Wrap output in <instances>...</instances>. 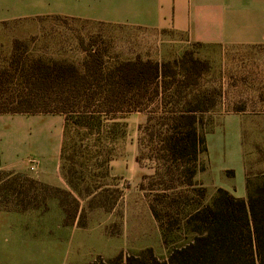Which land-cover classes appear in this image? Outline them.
Masks as SVG:
<instances>
[{
    "label": "rangeland",
    "instance_id": "374dc122",
    "mask_svg": "<svg viewBox=\"0 0 264 264\" xmlns=\"http://www.w3.org/2000/svg\"><path fill=\"white\" fill-rule=\"evenodd\" d=\"M87 1L14 0L12 7L16 12L54 15L59 14L57 11L70 12L72 4ZM62 18L44 16L0 22V61L12 53L14 39L26 42L34 57L77 65L83 60L84 48L94 42L108 48L114 61L137 57L158 62L172 60L164 55L155 32ZM195 56L210 63L202 85L216 90L217 105L202 116L200 123L207 151L200 158L202 172L196 180L205 189V196L201 198L197 189H191L188 195L194 203L207 204L217 189L223 188L246 198L248 177L258 181L264 178V47L208 51L197 48ZM139 116L147 120L144 113L119 115L115 121L124 124V135L118 131L115 139L107 143L96 141L97 133L82 140L85 132L73 131L70 135L74 143L67 148L64 161L60 160L64 140L62 115L4 117L0 125L1 158L3 142L6 163H21L26 172L23 176L38 173L42 163L46 164L43 171L51 173L53 163L59 161L64 184L49 185L48 190L25 180L12 182L14 194L30 190L36 196L31 202L41 206L16 215L15 237L0 240V264H103L118 256L125 261L146 249L165 260L175 246L189 240L185 216L193 208H184L181 217L171 213L172 217L167 218L162 204L156 202L160 200L155 197L157 194L139 189L141 182L150 184L142 179L153 173L150 161L135 160L136 165L126 176L115 175L114 162L122 160L127 151L134 148L135 158L139 155ZM33 159L38 163L32 171L28 166ZM66 172L72 178L71 186L64 177ZM52 195L63 201L72 217L69 223L60 200ZM151 203H156L164 220L167 218L165 231L153 216Z\"/></svg>",
    "mask_w": 264,
    "mask_h": 264
},
{
    "label": "trees",
    "instance_id": "16d2710c",
    "mask_svg": "<svg viewBox=\"0 0 264 264\" xmlns=\"http://www.w3.org/2000/svg\"><path fill=\"white\" fill-rule=\"evenodd\" d=\"M200 47L195 44L166 62L140 57L114 61L108 48L94 42L84 48L83 60L77 65L34 57L26 42L14 39L12 53L0 61V116L62 115V161L67 160V148L74 143L73 131L79 134L83 130L82 140L97 133L95 140L107 143L118 131L124 135V124L115 121L119 115L146 114V122L138 128L136 161H150L153 173L142 177L150 184L141 182L139 189L157 194L160 200L156 202L162 204L167 218L171 213L181 217L184 208L192 207L185 216L190 237L175 246L165 260L146 249L125 261L118 256L103 264H264V178L258 181L248 177L246 198L223 188L217 189L207 204L194 203L188 195L197 189L201 198L205 196V189L196 180L202 172L200 158L207 151L200 123L202 116L217 105L216 90L202 85L211 66L195 56V49ZM1 160L0 151V205L5 208L12 203L9 192L16 180L51 189L2 170ZM64 177L71 186L69 172ZM12 194L17 210L40 207L38 202H31L36 196L28 191ZM51 197L59 199L57 195ZM59 200L69 223L72 217ZM150 209L165 231L167 218L160 216L156 203H151Z\"/></svg>",
    "mask_w": 264,
    "mask_h": 264
},
{
    "label": "crops",
    "instance_id": "0c3cea01",
    "mask_svg": "<svg viewBox=\"0 0 264 264\" xmlns=\"http://www.w3.org/2000/svg\"><path fill=\"white\" fill-rule=\"evenodd\" d=\"M82 3L72 4L73 8L70 12L57 11L59 14L41 15L43 14L41 12L33 14L16 12L12 7L14 0L12 2L0 0V9L3 12L0 15V22L60 16L80 21L140 28L157 34L164 55L170 59L180 57L195 44L201 46L199 49L206 51L218 48L223 50L234 47H264V0H103L102 2L88 0L86 4ZM21 4L29 5L30 2ZM5 7H10L7 13L4 11ZM5 116L10 117V115L0 116V125L1 121L6 119ZM145 122L146 118L138 117L139 125ZM0 136L2 139L3 133L0 132ZM1 149L2 170L13 174L26 173L21 163L12 165L6 163L8 161L4 157L3 142ZM135 160V149L132 148L122 160L114 162L115 175L126 176V173L131 172L136 165ZM53 165L51 173L43 171L46 164L42 163L38 173L24 176L48 186L64 184L59 172V161ZM28 167L30 169L31 164ZM28 193L31 194L30 190ZM9 199L12 202L9 208L0 205V240L6 241L15 237L16 215L40 209L38 207L24 211L17 210L12 191L9 192ZM26 202L29 204L28 200ZM38 205L41 206L39 203Z\"/></svg>",
    "mask_w": 264,
    "mask_h": 264
},
{
    "label": "built area",
    "instance_id": "2783aa9c",
    "mask_svg": "<svg viewBox=\"0 0 264 264\" xmlns=\"http://www.w3.org/2000/svg\"><path fill=\"white\" fill-rule=\"evenodd\" d=\"M37 161H35V160H31L30 161V164H31V167H30V169L33 171V170H35L36 169V167H37Z\"/></svg>",
    "mask_w": 264,
    "mask_h": 264
}]
</instances>
